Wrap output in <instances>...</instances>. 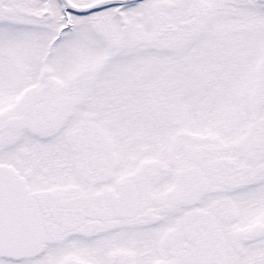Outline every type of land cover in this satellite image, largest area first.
I'll use <instances>...</instances> for the list:
<instances>
[{"label":"snow or ice","instance_id":"snow-or-ice-1","mask_svg":"<svg viewBox=\"0 0 264 264\" xmlns=\"http://www.w3.org/2000/svg\"><path fill=\"white\" fill-rule=\"evenodd\" d=\"M0 264H264V0H0Z\"/></svg>","mask_w":264,"mask_h":264}]
</instances>
